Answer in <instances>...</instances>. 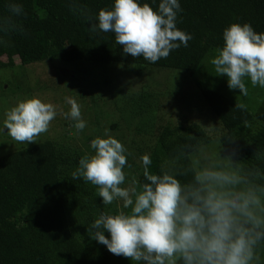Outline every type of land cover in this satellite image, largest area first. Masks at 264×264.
Segmentation results:
<instances>
[{
    "label": "trees",
    "instance_id": "16d2710c",
    "mask_svg": "<svg viewBox=\"0 0 264 264\" xmlns=\"http://www.w3.org/2000/svg\"><path fill=\"white\" fill-rule=\"evenodd\" d=\"M138 2L158 11L161 0ZM11 3L22 5L24 14L11 12ZM179 3L177 28L193 39L187 47L181 45L167 58L151 63L143 57L124 55L114 33L90 32L99 11L113 10L115 0H0V68L7 66L1 57L8 55L10 66L18 57L22 66L58 62L80 71L82 63H87L107 74L116 66L128 68L137 77H152L157 69L173 70L169 72L175 78L189 76L198 97L187 104L190 96L184 95L179 84L171 86L173 92L169 94L148 90L117 93L121 95L117 99L119 116L111 120L110 130L120 131L125 126L134 135L151 140L145 141V148L135 145V137L124 145L131 167L123 169L130 175L123 186L133 178L144 182L139 162L142 155L150 156L149 170L153 174H159L162 168L179 174L182 166L193 163L191 154L209 146L213 137H218L227 155L237 149L242 167L257 168L264 175V88L254 95L248 91L246 96L239 89L230 90L227 77L217 76L211 63L217 49L223 48V32L231 24L248 23L256 33L264 34V0ZM110 77L105 76L103 81L111 84L114 78ZM245 84L249 87L247 77ZM163 95L172 102L176 98L199 116L209 113L218 123L217 134L211 135L196 120L180 118L157 124ZM236 103L246 109L235 108ZM135 109L139 110L137 114ZM141 115L140 125L133 127L131 119H140ZM86 155L78 148L64 149L47 140L0 158V264H126L125 257L113 255L88 236V226L101 213L119 212V203L104 205L96 186L83 178L73 179L79 160ZM178 178L182 182L186 179L183 175Z\"/></svg>",
    "mask_w": 264,
    "mask_h": 264
},
{
    "label": "clouds",
    "instance_id": "9594fccd",
    "mask_svg": "<svg viewBox=\"0 0 264 264\" xmlns=\"http://www.w3.org/2000/svg\"><path fill=\"white\" fill-rule=\"evenodd\" d=\"M9 9L24 14L20 4L11 3ZM179 11V0H161L158 11L138 0H115L113 10L99 11L90 32L114 33L124 55L156 63L193 39L177 28ZM223 39V48L211 60L217 76H226L229 89H239L244 96L248 94L246 77L254 87L264 88V34L256 33L251 24L233 23L224 30ZM65 101L70 105L66 116L82 131L86 121L78 102L72 97ZM235 108L245 110L246 106L236 103ZM5 115L4 129L12 140L30 144L48 131L57 112L52 103L32 97ZM105 136L92 140L94 154L79 160L72 177L96 186L104 205L118 202L129 211L101 213L87 228L92 240L136 264H260L264 175L257 168L242 167L237 149L221 159L209 156L182 166L179 174L164 168L153 174L152 161L145 154L139 160L144 182L133 178L122 186L123 169L131 167L127 149L107 129ZM178 175L186 179L182 182Z\"/></svg>",
    "mask_w": 264,
    "mask_h": 264
},
{
    "label": "rangeland",
    "instance_id": "374dc122",
    "mask_svg": "<svg viewBox=\"0 0 264 264\" xmlns=\"http://www.w3.org/2000/svg\"><path fill=\"white\" fill-rule=\"evenodd\" d=\"M1 61L6 63L7 66L0 68V158L47 140L54 141L59 147L64 149L78 148L87 152L90 156L94 154V150L91 148L92 140L97 137L107 138L105 129L123 145H126L132 137H135V145L145 148V141L151 143L150 137H140L136 133L134 135V132L128 127L125 128V126H122L120 131L119 129L110 130V125L114 118L119 116L117 99L121 95H117V93L148 90L150 92L169 94L173 92L169 88L179 84V86L183 85L184 95L186 97L190 96L185 104L190 99L198 97V92L192 88L187 74L183 73V75L188 76L185 79H180L183 76L175 78L169 72L173 70L168 69H157L152 77H146V75L137 77L128 68L116 66H112L107 74L102 72L101 67L87 63H82L80 71H77L70 65L58 62H39L22 66L18 57H14V66H10L8 55H3ZM105 76H108L109 79H111L110 76L114 78L111 84H106L103 81ZM247 80L249 82L248 91H251V94L254 95L260 86L254 87L250 82V78H247ZM100 82L101 85H99ZM32 97L40 98L46 103H52L56 108V118L51 121L48 131L36 138L35 143L27 144L26 142L13 141L7 134L8 130L4 129L5 114L21 100ZM65 97H72L78 102L82 119L86 121V127L82 131L75 129L74 122L70 117L66 116L70 111V105L66 103ZM162 99L164 102L162 101V110L159 109L157 124L167 123L169 120H178L180 118L190 122L196 120L205 125L211 135L215 136L217 134L218 123L209 116V113H203V115L199 116L189 111L187 105H182V102H176V98L172 102L170 98L163 95ZM138 111V109H135L136 114ZM203 111L206 112L207 110L203 109ZM113 112L115 114H112ZM143 117L144 115H141L140 119L136 117L131 119L133 127H138L140 125L139 121ZM209 156H216L217 159L227 156L220 145L218 137H213L209 146L202 147L192 153L191 159L193 163H200ZM225 162L227 163L228 161ZM123 171L125 172L126 180H128L130 178L129 171ZM118 206L119 211L125 210L121 204ZM257 253L260 256V264H264V243L260 245ZM124 263L135 264L136 262L126 258Z\"/></svg>",
    "mask_w": 264,
    "mask_h": 264
}]
</instances>
